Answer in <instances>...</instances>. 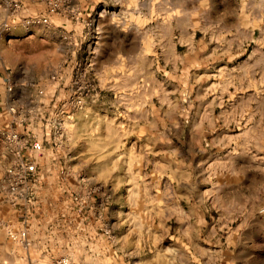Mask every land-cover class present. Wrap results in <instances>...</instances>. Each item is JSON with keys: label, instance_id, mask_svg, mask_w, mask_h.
<instances>
[{"label": "rangeland", "instance_id": "obj_1", "mask_svg": "<svg viewBox=\"0 0 264 264\" xmlns=\"http://www.w3.org/2000/svg\"><path fill=\"white\" fill-rule=\"evenodd\" d=\"M63 258L264 264V0H0V264Z\"/></svg>", "mask_w": 264, "mask_h": 264}, {"label": "built area", "instance_id": "obj_2", "mask_svg": "<svg viewBox=\"0 0 264 264\" xmlns=\"http://www.w3.org/2000/svg\"><path fill=\"white\" fill-rule=\"evenodd\" d=\"M36 171V165L34 163H26L21 161L16 166L9 167L6 171L5 181L7 182V189L14 197H21L25 192V184L27 181L25 177L27 175L34 174ZM70 261L67 258L60 259L54 264H69Z\"/></svg>", "mask_w": 264, "mask_h": 264}, {"label": "bare ground", "instance_id": "obj_3", "mask_svg": "<svg viewBox=\"0 0 264 264\" xmlns=\"http://www.w3.org/2000/svg\"><path fill=\"white\" fill-rule=\"evenodd\" d=\"M98 44V43H97ZM99 45V44H98ZM96 48V47H95ZM98 49V48H97Z\"/></svg>", "mask_w": 264, "mask_h": 264}]
</instances>
